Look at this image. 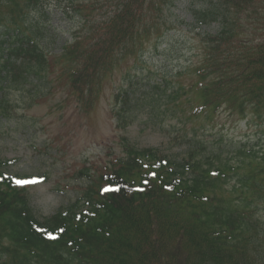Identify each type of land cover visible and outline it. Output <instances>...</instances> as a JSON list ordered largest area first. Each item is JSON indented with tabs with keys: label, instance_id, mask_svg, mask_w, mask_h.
I'll return each instance as SVG.
<instances>
[{
	"label": "trees",
	"instance_id": "trees-1",
	"mask_svg": "<svg viewBox=\"0 0 264 264\" xmlns=\"http://www.w3.org/2000/svg\"><path fill=\"white\" fill-rule=\"evenodd\" d=\"M7 1L15 0H0V7L11 13L14 2ZM142 1L130 6L118 1L121 16L108 33L121 36L125 28H134L148 11L147 1ZM158 1L167 6L173 0ZM229 2L195 3L196 22L221 23L216 36L203 37L207 58L183 71L177 67L171 78L149 77L145 83L132 79L116 94L119 126H128L139 112H146L153 124L164 129L167 118L190 120L185 113L179 115L188 103L196 110V117L190 115L195 118L194 128L206 130L223 105L231 113L243 107L241 97L264 119V41L251 45L244 34L243 45L235 40L241 32L237 24H226L221 18L223 5ZM79 9L85 11L84 6ZM164 16L157 14L135 33L138 37L165 33L169 22ZM0 22V122H4L15 110L10 97L2 93L4 87L24 89L22 94L32 103L37 95L50 93L52 85L45 47L41 39L31 42L36 35L41 38L39 24L25 23L23 16L14 18L1 10ZM186 25L190 28L193 23ZM108 43L102 41L105 48ZM99 58L93 50L83 62L88 66L90 60L97 68L92 77L98 90L107 76ZM90 75L81 69L72 71V76L86 81ZM94 88L95 82L87 81L90 95L95 94ZM200 153L193 147L189 159L164 166L154 150L129 146L112 172L43 222L36 217L27 188L6 173L8 161L0 159V264H264V254L258 251L264 233L253 227V214H245L264 205V145L256 148L246 143L239 146L236 157H223L215 145L212 155ZM185 168L190 176L184 175ZM231 181L237 196L233 204L219 195ZM105 183L112 190L103 191Z\"/></svg>",
	"mask_w": 264,
	"mask_h": 264
},
{
	"label": "rangeland",
	"instance_id": "rangeland-1",
	"mask_svg": "<svg viewBox=\"0 0 264 264\" xmlns=\"http://www.w3.org/2000/svg\"><path fill=\"white\" fill-rule=\"evenodd\" d=\"M178 4L177 12L183 7V1ZM51 24L59 28L65 25V21L60 16H54ZM180 26L176 25L172 32L181 34L178 43L185 48H173L166 55L177 56L171 63L174 65L177 60V67L189 57L186 53L188 47L200 43L196 31ZM252 26L256 27V24ZM251 31L258 33L253 29ZM144 52L147 53L143 56L144 67L132 69L131 73L147 72L149 69L152 72L162 71L171 65L165 61V53L154 51L149 46ZM121 82L122 75L115 71L101 92L98 104L89 112L78 106L75 97L66 99L72 94L68 87H60L55 95L46 97L30 109L24 108L19 93L11 92V98L21 107L14 119L12 117L0 123V158L12 160L9 172L13 174H34L46 178V181L29 188L32 205L38 215H50L74 197L75 192L85 184V180L78 176L81 169H88L96 175L104 172L113 159L123 156L122 136L139 147L178 149L177 144L171 142V137L154 125L145 112H140V117L145 116L138 117L126 130L116 127L110 109L113 86ZM215 125V133L225 135V140L256 139L264 132V126L251 120H238L237 116H231L226 111L217 115ZM186 253L183 252L185 256Z\"/></svg>",
	"mask_w": 264,
	"mask_h": 264
},
{
	"label": "snow or ice",
	"instance_id": "snow-or-ice-1",
	"mask_svg": "<svg viewBox=\"0 0 264 264\" xmlns=\"http://www.w3.org/2000/svg\"><path fill=\"white\" fill-rule=\"evenodd\" d=\"M215 175V173H214ZM38 181L35 180H17L16 183L18 185H27V184H32V183H37ZM112 189H105V191H110ZM116 191H118L119 189H115Z\"/></svg>",
	"mask_w": 264,
	"mask_h": 264
}]
</instances>
